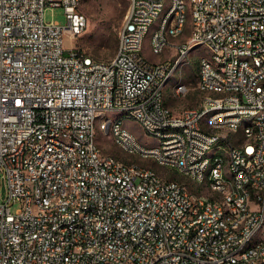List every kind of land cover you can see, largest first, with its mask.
Masks as SVG:
<instances>
[{"label":"built area","instance_id":"built-area-1","mask_svg":"<svg viewBox=\"0 0 264 264\" xmlns=\"http://www.w3.org/2000/svg\"><path fill=\"white\" fill-rule=\"evenodd\" d=\"M130 1L137 7L134 23L121 24L122 48L114 62H102L76 49V38L87 23L77 0H0V264H264V239L252 253L239 250V242L255 231L258 219H264V85L251 92L257 77H264V0H195L201 26L194 38L184 39L173 52L187 54L193 40L207 38L217 47V58L233 55V63H225L227 78H218L206 65L197 84L239 87V94L189 107L180 115H166L158 108V79L168 70L169 58L151 64L140 51L143 27L163 0ZM57 6L64 8L66 25L45 19L46 8ZM183 12V0H175L170 14L176 15L174 30L182 29ZM153 45L165 50L161 30ZM244 55L256 56L259 68L247 65ZM220 103L228 104V112L213 117L221 132L207 133L197 126L200 110ZM116 106L139 113L154 132L163 133V124L184 123V130L165 134L160 149L136 144L121 124L109 123L130 147L175 161L183 178L187 172L202 178L211 155L201 159V151L211 148L213 138H221L219 148L232 152L229 161L238 187L228 188L218 171L214 182L232 196L235 209H240L242 189L251 188L257 194L256 217L247 218V227L240 232H231L238 217L233 210L230 225H223L222 210L201 205L184 179L161 176L151 167L133 168L109 153L92 151L97 128L90 125L88 115L100 118L103 107ZM248 112L258 113L255 127L248 130L260 131V139L253 145L233 146L229 136H222L223 126L234 125L239 114ZM51 129L75 136L83 147L80 168L74 172L82 182L78 197H84V204L74 206L72 198L54 217L39 213L30 217L26 210L30 176L23 173L26 155H33V168L39 173L48 169L44 183L50 186V195L64 189L59 167L65 164L68 148L49 144L55 166L45 162V167H38V160H44L39 157L42 131ZM246 152H254L252 164H245ZM249 177H256V184H249ZM86 206H95V213L83 214ZM96 209H103V217H96ZM181 210H188V218H181ZM64 218H74L68 236H61L59 229ZM211 230H219L221 247L206 245ZM241 254H250L251 262H241Z\"/></svg>","mask_w":264,"mask_h":264},{"label":"bare ground","instance_id":"bare-ground-1","mask_svg":"<svg viewBox=\"0 0 264 264\" xmlns=\"http://www.w3.org/2000/svg\"><path fill=\"white\" fill-rule=\"evenodd\" d=\"M81 0H77V5L80 14L85 15L80 10ZM175 10V0H163V3L152 12L151 19L143 27V37L140 39V51L143 52V58L149 60L144 54V44L146 35L151 30V48L155 53H161L164 50H158L153 45L155 42V35L161 30L162 48L166 49L168 46H174L178 50V47L182 45L183 40L177 41L176 37L184 35L187 23L188 14L191 15V26L189 33L185 39L195 37V30L201 26V16L197 14V6L195 0H183V20L182 29L174 30L176 23V15H170ZM137 16V7H132V1H130L128 12L125 16L123 23L125 27H132L134 19ZM158 19V22L154 28L152 25ZM205 44L209 48V54L201 56L199 58L198 69V82L199 78H204L206 74V65L209 68H213V73L217 74L218 78L229 77V69L225 66V63H233V55H225L224 58H217V47L209 42L207 38H197L193 40L191 46L188 47L187 54H176L174 59H169L168 70H165L158 79L157 92H158V108L165 111L166 115H180L184 112H188L189 108H184L181 112H176L170 106L166 105L165 87L170 79L174 69L181 65L186 59L189 51L199 45ZM122 48V38H118V47L116 53ZM77 50H81L77 48ZM86 57L90 59H100L91 56L86 53ZM161 61V62H165ZM102 62H114V55L107 59H102ZM244 62L250 65L251 68H259V60L256 56L244 55ZM151 64H158V62H152ZM264 85V77H257V83L251 85V92H258L262 90ZM182 86H186L179 93ZM198 88L203 92V96L199 106H205V104L214 102H224L230 100V97H234V94H239V87H232V90H228L225 86H216L215 83H203L197 84ZM189 91V84L181 82L174 87V95H185ZM114 112L116 116H111L109 113ZM228 112V104L220 103L210 107H205L200 110L199 118L197 119V126L204 127L207 133L221 132V125L213 120L214 116H219ZM126 118L134 119L141 124L146 133L153 135L157 140L155 144H146L141 142L136 134L130 130L124 120ZM258 120L257 112H248L245 114H239L237 122L234 125L223 126L222 136H229L230 143L233 146L241 145H253V142L260 139V131L248 130V127H255V121ZM113 121L114 124H121L123 130L136 140V144H145L147 148L160 149L161 143L165 142V134H170L173 131L184 130V123H172L163 124V133L151 131L146 128V124L139 117V113L134 111H128V106H116V107H103L102 116L100 118L96 115H88V122L90 125H99L104 132L111 133L113 140L117 143L127 154L131 156H140L145 159H154L161 166H164L172 171L181 173V168H175V161L166 160L151 150H140L138 148L130 147L125 144L124 138H118V132L114 128H110L109 123ZM97 132V130H96ZM236 140H239L236 142ZM221 138H213L211 142V148L201 151V159H208L211 155V160L206 162L205 167L202 168V178H199L196 172H187L184 175V184L187 188L194 186L197 190H192V195H198L199 202L203 206H209V211H217V206L221 211V222L223 225H230L231 214L233 210V216H238L233 219L231 225V232H240L241 228L247 227V218H255L257 211V194L252 192L251 188L242 189V198L240 202V209H235V200L232 196L224 191V189L214 182V178L218 175L224 178V182H228V188L238 187V179H234L232 174L233 161L232 152L229 149H221ZM49 144L53 146H62L68 148V154L65 159L64 166L59 167V178L63 182L64 189L56 190L54 195H50V186L44 183L48 179V169H41L40 173L37 168H33V155H26L23 161V173L30 178H26V186H28V199L26 202V210L29 212L30 217H37L39 213L40 217H54L59 213V210L63 208L64 202H70L74 198V206H81L84 204V197H78V190H82V182L80 177L74 172V169L80 168V160L83 154V147L79 145L75 136L63 134L60 129H51L49 131H42L40 137V149L39 157H44V160H38V167H45V162L48 166H55L54 151H50ZM91 150L102 151L96 138H91ZM113 159H118L121 164H132L133 168H150L145 164H141L135 161H125L124 159L110 154ZM254 159V152L245 153V164H252ZM153 168V167H151ZM169 171V170H168ZM180 175V174H179ZM161 176H170L169 172L161 174ZM193 182V185L190 182ZM249 184H256V177H249ZM198 190L200 192H198ZM49 195V196H48ZM264 195V188H263ZM47 196V201L46 200ZM95 213V206L83 207V214ZM96 217H103V209H96ZM181 218H188V210H181ZM74 218H64L59 222V229H61V236H68V229L73 228ZM264 219H258L255 227V231H251L249 235H246L239 242V250L245 251V253H252L254 246L264 239ZM206 245L209 247H221V239H219V230H211L206 235ZM241 262H251L250 254H241Z\"/></svg>","mask_w":264,"mask_h":264},{"label":"rangeland","instance_id":"rangeland-1","mask_svg":"<svg viewBox=\"0 0 264 264\" xmlns=\"http://www.w3.org/2000/svg\"><path fill=\"white\" fill-rule=\"evenodd\" d=\"M130 0H81L80 10L86 15L87 23L85 28L76 38V47L80 48L85 53L100 58L107 59L112 57L118 47V31L123 23L128 12ZM46 21L56 20L61 25H66L68 19L65 15L64 8L61 6L47 7L45 10ZM158 19H155L152 28L156 26ZM191 26V15L188 14L186 29L184 34L189 33ZM182 35L181 38H184ZM187 37V36H186ZM177 40V39H176ZM151 30L146 35L144 44V54L152 62H161L169 59H174L176 54L173 51H178L174 46H168L163 52L155 53L151 48ZM178 41V40H177ZM70 39L66 37V44L69 46ZM209 54L207 45L202 44L192 48L183 65H179L173 71L165 87V94L170 101V107L176 112H181L184 108L195 107L200 105L203 92L198 88V69L199 58L203 55ZM182 69L183 75L180 76ZM181 82L189 84V91L185 95H174V87ZM111 116H116L114 112L109 113ZM125 125L132 130L137 138L148 145L155 144L157 140L153 135L145 132L139 122L134 119L126 118ZM97 142L105 153L116 155L125 161H135L146 166L155 168L161 174L170 173L173 178L184 179L181 173L172 171L164 166H161L154 159H143L140 156H131L127 154L115 141L111 133L104 132L102 128L97 125L96 132ZM239 140H236L238 142ZM221 143V142H220ZM169 170V171H168ZM180 174V175H179ZM193 185V182H190ZM192 190L197 192L194 186ZM198 192H200L198 190ZM2 197V185L0 184V198ZM18 207V204L12 205V210ZM264 234V233H262Z\"/></svg>","mask_w":264,"mask_h":264},{"label":"crops","instance_id":"crops-1","mask_svg":"<svg viewBox=\"0 0 264 264\" xmlns=\"http://www.w3.org/2000/svg\"><path fill=\"white\" fill-rule=\"evenodd\" d=\"M185 35V37L184 38H181L182 36H179V37H176L175 38V40L177 39L178 41H180V40H183V39H185L186 38V36H187V34H184ZM181 75H183V73H182V69L180 70V76ZM165 96H166V94H165ZM165 102H166V105H168V106H170L171 104H170V101L167 99V97H166V100H165ZM172 108V107H171ZM173 109V108H172Z\"/></svg>","mask_w":264,"mask_h":264}]
</instances>
